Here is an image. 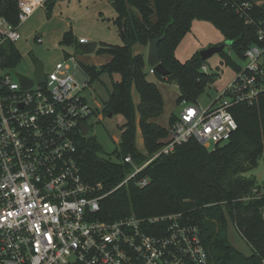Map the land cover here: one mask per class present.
Wrapping results in <instances>:
<instances>
[{
	"label": "trees",
	"instance_id": "16d2710c",
	"mask_svg": "<svg viewBox=\"0 0 264 264\" xmlns=\"http://www.w3.org/2000/svg\"><path fill=\"white\" fill-rule=\"evenodd\" d=\"M53 1L48 0L45 5L48 15ZM106 1L116 13L113 23L121 45L100 44L95 54L108 55L111 60L98 68L80 65L89 83L103 74L119 75V80L111 81L102 113L120 115L124 124L114 160L100 155V147L93 138L82 136L81 132L76 134V159L82 180L90 185L100 184L97 194H107L94 218L112 222L129 216L149 219L180 213L185 225L198 227L207 253L206 264H263L264 189L259 197L249 199L261 188L255 177L245 174L264 157V94L253 106L232 109L237 128L227 143L208 151L191 140L169 155L158 156L133 179L120 184L133 170L123 162L125 157L130 156L135 165H142L167 139V129L155 123L163 111L162 96L156 85L148 81L145 59L133 54V46L147 48L150 41L164 36L157 50L169 73L164 77L153 73L162 82L176 83L177 104L197 103L211 84L212 75L201 71L205 62L198 53L184 62L175 57V50L192 23H210L229 43L230 50L243 60L245 50L264 30V5L257 6L250 0ZM17 12V0H0V15L13 25L17 24ZM73 43L71 33H66L61 45ZM4 52L9 56L7 66L14 69L21 60L19 52L12 44H7ZM223 56L229 64L228 57ZM132 90L139 96L135 109ZM173 119L171 115L169 124ZM136 127L142 135L144 154L134 144ZM143 178H148V184L140 188L137 183ZM228 222L250 248L249 256L231 245Z\"/></svg>",
	"mask_w": 264,
	"mask_h": 264
},
{
	"label": "built area",
	"instance_id": "2783aa9c",
	"mask_svg": "<svg viewBox=\"0 0 264 264\" xmlns=\"http://www.w3.org/2000/svg\"><path fill=\"white\" fill-rule=\"evenodd\" d=\"M47 1L17 0L15 25L0 15V264H206L198 227L185 225L180 213L94 218L107 194H97L100 184L82 180L76 159V134L96 112L83 94L88 76L71 55L45 74L43 84L23 89L7 66L6 45L20 40L19 27ZM201 71L208 73L205 65ZM263 94L262 29L233 81L207 108L182 101L157 153L139 166L130 156L123 159L133 170L120 185L191 140L208 151L227 143L237 128L232 109L253 106ZM147 184L143 178L137 186ZM253 193L249 199L261 195Z\"/></svg>",
	"mask_w": 264,
	"mask_h": 264
},
{
	"label": "rangeland",
	"instance_id": "374dc122",
	"mask_svg": "<svg viewBox=\"0 0 264 264\" xmlns=\"http://www.w3.org/2000/svg\"><path fill=\"white\" fill-rule=\"evenodd\" d=\"M53 2L50 17L47 16L45 7L40 8L19 28L20 40L14 46L19 52L21 60L14 68L16 72L33 77L34 62L37 60L42 64L44 74H48L56 63L63 61L65 54L82 57L95 64L104 61L103 57L79 54L73 45H61L60 39L63 33L69 30L72 31L76 41L83 37L88 42L121 45V39L112 23L115 13L108 1L54 0ZM36 37L42 40L41 44L34 41ZM220 45H224L223 51L205 61L207 72L212 75V80L197 100V104L203 109L207 108L220 92L233 81L235 69L243 66V60L230 50L229 43L214 27L204 21H194L190 31L175 50L177 60L184 62L201 50ZM223 55L228 57L229 64L225 63ZM117 79V73H113L112 77L103 74L99 79L91 81L89 88L83 93L89 106L96 110L95 114L87 121V137L93 138L99 145L101 156L111 160H114L115 153L119 149L120 128L124 124V118L120 115L110 118L104 116L102 108L108 93L111 92V81H117ZM147 79L156 85L163 99V111L155 123L167 129L170 116H177L182 109V106L176 102L179 95L178 87L175 82H162L154 75L148 74ZM132 96H134L133 105H135L138 96L135 92H132ZM137 117V113H135L136 124ZM134 144L137 150L144 154L142 135L138 127H136ZM263 162L264 157L259 160L257 167L245 174L255 177L257 185L261 188V193L264 189ZM228 238L231 245L243 255L250 254V248L234 230L230 222H228Z\"/></svg>",
	"mask_w": 264,
	"mask_h": 264
},
{
	"label": "water",
	"instance_id": "95a60500",
	"mask_svg": "<svg viewBox=\"0 0 264 264\" xmlns=\"http://www.w3.org/2000/svg\"><path fill=\"white\" fill-rule=\"evenodd\" d=\"M164 39V36L159 38H155L149 42L147 46V57H146V64L148 67L152 69L153 72L157 73L158 75L164 77L168 75V71L164 68V66L160 62V57L157 50V45ZM97 44L95 42H89L85 44H79L78 49L84 55H89L94 53ZM224 49V45L220 46H212L207 49L201 50L198 52L199 57L202 61H206L211 58L213 55L221 53ZM34 75L33 80L25 77L20 73H15V77L20 82L23 89L30 88L35 84H43L45 82V74L43 72L42 64L39 61L34 62ZM108 117H112V114H109ZM88 133V128L83 126L81 128L82 136H86Z\"/></svg>",
	"mask_w": 264,
	"mask_h": 264
},
{
	"label": "crops",
	"instance_id": "0c3cea01",
	"mask_svg": "<svg viewBox=\"0 0 264 264\" xmlns=\"http://www.w3.org/2000/svg\"><path fill=\"white\" fill-rule=\"evenodd\" d=\"M253 4H255V5H257V6H262V5H264V0H250ZM45 9H46V14H47V16H51V12H52V10L50 11V13H49V15H48V9L45 7ZM53 9V8H52ZM113 9V8H112ZM114 10V9H113ZM38 11V10H37ZM36 11V12H37ZM35 12V13H36ZM34 13V14H35ZM114 13H115V11H114ZM32 17V16H31ZM30 17V18H31ZM116 18V13H115V17H113L112 18V23H113V20ZM28 21V20H27ZM26 21V22H27ZM25 22V23H26ZM24 24V23H23ZM22 24V25H23ZM21 25V26H22ZM113 25H114V23H113ZM20 26V27H21ZM115 26V25H114ZM19 27V28H20ZM116 27V26H115ZM116 30H117V28H116ZM68 32H70L71 33V35H72V37H73V34H72V31L71 30H69V31H67V32H65V33H63V35H62V37H61V41H62V39H63V36L66 34V33H68ZM118 34V33H117ZM37 38H39V37H36L35 38V42L37 43V44H41V43H38L37 41H36V39ZM73 39H75L74 37H73ZM81 39H84L85 40V42L86 43H89L88 41H87V39L86 38H83V37H81V38H79V40H81ZM79 40L78 41H76V40H74V43L72 44L73 46H75V49H76V51L79 53V54H82L81 52H80V50L78 49V45L80 44L79 43ZM61 41H60V44H61ZM96 43V42H95ZM85 44V43H84ZM97 44V46H96V49H95V51L99 48V46H100V44H106V43H102V42H100V43H96ZM72 45H69V46H72ZM108 45H111V44H108ZM66 46V45H65ZM15 47V46H14ZM95 51H94V53H92V54H89V55H95L96 57H103V62L102 63H97V64H95V63H91V62H89L88 61V59H85V58H80V57H77V56H75L76 58H77V60L79 61V63L80 64H83V65H86V66H91V67H96V68H98V67H100V66H102V65H104V64H106V63H108L110 60H111V57L110 56H108V55H102V56H98V55H96L95 54ZM132 52H133V54H135V55H142L143 57H144V59H145V63H146V57H147V48H144V47H142V46H140V45H135V46H133V49H132ZM83 56H85L84 54H82ZM69 56H71V55H68V54H65V56H64V58H67V57H69ZM87 60V61H86ZM146 71H147V73L148 74H150V75H154V73L152 72V69L150 68V67H148V65L146 64ZM155 76V75H154ZM89 78V77H88ZM148 79H149V77H148ZM117 80H119V75H118V79ZM132 92H135V90H132ZM136 93V92H135ZM137 94V93H136ZM138 96V95H137ZM134 96H132V101H134L135 102V100H134V98H133ZM138 103H139V96H138V99H137V103H135V107L138 105ZM234 228V227H233ZM235 230V229H234ZM236 231V230H235ZM232 234H233V232H232ZM250 255V254H249ZM249 255H245V256H249Z\"/></svg>",
	"mask_w": 264,
	"mask_h": 264
},
{
	"label": "flooded vegetation",
	"instance_id": "af4514ba",
	"mask_svg": "<svg viewBox=\"0 0 264 264\" xmlns=\"http://www.w3.org/2000/svg\"><path fill=\"white\" fill-rule=\"evenodd\" d=\"M36 61V60H35ZM88 134V133H87ZM87 136V135H86Z\"/></svg>",
	"mask_w": 264,
	"mask_h": 264
}]
</instances>
